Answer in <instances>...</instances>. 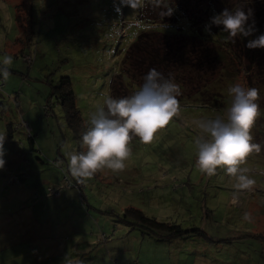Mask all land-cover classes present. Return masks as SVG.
Masks as SVG:
<instances>
[{
	"label": "rangeland",
	"instance_id": "374dc122",
	"mask_svg": "<svg viewBox=\"0 0 264 264\" xmlns=\"http://www.w3.org/2000/svg\"><path fill=\"white\" fill-rule=\"evenodd\" d=\"M233 3L238 0L228 7ZM141 4L0 0V59L14 57L0 90V131L6 133L0 264H264V79L249 83L245 69L250 65L264 77V47L250 57L245 49L242 63L228 49L218 59L210 51L214 66H204L199 75L207 83L222 75L223 93L206 106L180 103V112L150 142L133 138L124 169L103 168L91 177L70 171L68 156L83 150L81 136L90 115L106 96L130 94L120 80L130 43L140 31L163 30L162 24L136 20ZM250 4L243 8L264 10V0ZM16 15L24 32L30 24L28 44L21 42L25 34ZM252 17L264 30V13ZM181 23L188 25L186 19ZM61 76L70 78L79 123L52 94ZM235 82L259 90L260 114L250 131L261 151L242 165L255 180L243 190L235 188V177L222 167L211 175L203 172L194 144L199 133L195 121L224 114L231 100L228 87ZM211 93L217 95L218 89L211 87ZM10 176L19 182H7ZM49 188L59 195H49ZM137 211L178 224L185 234L154 233L141 224Z\"/></svg>",
	"mask_w": 264,
	"mask_h": 264
},
{
	"label": "clouds",
	"instance_id": "9594fccd",
	"mask_svg": "<svg viewBox=\"0 0 264 264\" xmlns=\"http://www.w3.org/2000/svg\"><path fill=\"white\" fill-rule=\"evenodd\" d=\"M126 3V0H121ZM132 6L131 3H127ZM252 10L241 7L224 8L213 14L205 25L222 26L227 37L251 36L257 31L254 20L249 23ZM248 48L264 47V33L247 41ZM14 57L5 55L0 59V77L8 78ZM180 85L169 74L153 67L143 76L142 83L128 95H108L104 102L89 117V124L81 136L82 151L71 152L68 164L77 177H91L99 169L119 171L131 155L130 141L138 137L141 142H150L156 131L168 124L181 109ZM231 97L224 114L197 119L199 133L194 141L196 163L211 175L218 167L235 177V188L248 189L255 183L249 170L242 166L253 152L261 151V144L251 134L252 125L260 114L257 103L259 90L241 82L228 87ZM6 133L0 131V169L5 166ZM246 219L250 213L245 212Z\"/></svg>",
	"mask_w": 264,
	"mask_h": 264
},
{
	"label": "trees",
	"instance_id": "16d2710c",
	"mask_svg": "<svg viewBox=\"0 0 264 264\" xmlns=\"http://www.w3.org/2000/svg\"><path fill=\"white\" fill-rule=\"evenodd\" d=\"M230 1L233 0H142L136 20L149 24H162L163 27L160 28H163V30L150 28L149 30L140 31L130 43L128 51L122 58V79L118 76L123 83L125 82V87L129 89H127L128 92L134 91L142 83L143 76L147 71L155 67L166 76L171 74L175 81L182 86L183 90L180 88L179 95L180 103L191 106H206L208 103L213 102L216 97H219L224 89L221 84L223 76H219L215 82L209 81L207 83L202 75H199L201 73L200 69H203L204 66L206 68L210 67L211 70L214 66L211 59H209L211 56L210 51L217 57L220 55L221 50L228 49L227 54H232L239 59V63H242L241 58L245 49L249 50V52H245L249 57L253 56L252 52L256 53L259 50L256 49L257 47L248 48L246 46L247 41L255 38L260 33H264L263 27L258 25V20L253 17H251L249 23L254 20L257 31L251 36L230 38L227 37V33L221 31L222 26L216 25L211 26V31H206L205 22L213 14L222 11L226 7L235 9L242 6L241 8H243V6L251 5V1H256L257 5L259 0H238L237 5L233 3V6L228 7ZM262 12L264 13V10ZM262 12L253 11L252 13L263 16ZM16 19L21 26V31L25 34V37L21 38V42L24 40V43H27L33 33L29 29L30 24H27L28 27L24 32V25L19 20V16L16 15ZM183 19L187 20L188 25L181 23ZM167 26L173 27L174 31L168 33L166 31ZM157 34L159 35L156 36ZM175 36L178 38H175ZM186 37L197 40L196 45H193L195 41L192 44H187ZM208 40L209 42H207ZM262 59H264V54ZM245 69L248 73L249 83L255 78H258L257 81L264 79L259 69L255 71L250 65ZM197 78L199 79L197 80ZM205 78L208 80L206 76ZM3 84L4 79L0 77V90ZM184 87H188V89ZM211 87L218 89L217 95L211 93ZM110 88L113 90L114 87L110 86ZM52 94L57 98H61L60 103L62 105L66 103L69 106V112L74 114L71 121L73 122L76 118L79 123L81 119L75 107L69 76H61L57 85L53 87ZM32 139L30 138V140ZM137 214L141 224H146L154 233L160 234L165 231L169 237H178L185 234L186 230L178 224L157 221L154 217L145 216L140 211H137Z\"/></svg>",
	"mask_w": 264,
	"mask_h": 264
},
{
	"label": "built area",
	"instance_id": "2783aa9c",
	"mask_svg": "<svg viewBox=\"0 0 264 264\" xmlns=\"http://www.w3.org/2000/svg\"><path fill=\"white\" fill-rule=\"evenodd\" d=\"M12 179H14V182L15 183H17V182H19V178L17 177V176H10L9 178H8V181L7 182H9V181H11ZM68 182V181H67ZM69 184V183H68ZM79 183H77L75 186H80V185H78ZM80 189V188H79ZM48 194L50 195H56V196H58L59 195V193H58V191H55L54 189H52V188H49L48 189Z\"/></svg>",
	"mask_w": 264,
	"mask_h": 264
}]
</instances>
